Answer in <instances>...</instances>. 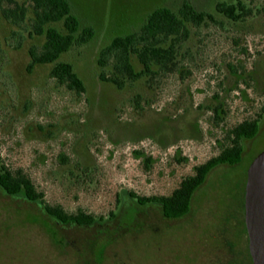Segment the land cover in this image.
Segmentation results:
<instances>
[{
    "label": "rangeland",
    "instance_id": "1",
    "mask_svg": "<svg viewBox=\"0 0 264 264\" xmlns=\"http://www.w3.org/2000/svg\"><path fill=\"white\" fill-rule=\"evenodd\" d=\"M69 1L95 30L59 59L84 81L81 95L51 77L53 64L28 71L45 36L30 35L31 12L16 25L0 10V164L22 168L47 203L104 221L55 224L37 203L0 190V264H250L243 204L249 165L264 150V0H247L254 12L240 22L215 11L236 0ZM184 1L219 24L191 27L177 71L124 89L100 79L103 47ZM259 115L241 162L212 170L187 216L164 218L129 195L171 194L219 154L228 130Z\"/></svg>",
    "mask_w": 264,
    "mask_h": 264
},
{
    "label": "trees",
    "instance_id": "2",
    "mask_svg": "<svg viewBox=\"0 0 264 264\" xmlns=\"http://www.w3.org/2000/svg\"><path fill=\"white\" fill-rule=\"evenodd\" d=\"M0 10L7 20L16 25H21L31 12L30 35L45 36L41 47L30 48L29 72L36 65L53 64L50 75L59 84L79 95L86 92V85L73 64L59 60L72 47L87 44L95 35L93 27H82L69 0H0ZM215 11L233 22L244 21L254 12L247 0L220 1L216 3ZM57 23H62L63 29L55 26ZM210 24H219L215 14L199 10L189 1H184L176 10L159 6L148 14L139 29L115 36L102 48L98 57L102 70L99 77L118 89L142 79L151 84L159 77L177 71L184 44L191 37V27ZM134 60H137L140 69L136 68ZM218 110L219 107L214 109L215 112ZM260 118L259 115L244 120L228 130L219 154L196 166L194 174L182 179L171 194L140 196L130 192L129 195L139 205L159 204L165 218L187 216L196 191L205 183L211 171L219 165L241 162L244 151L242 141L256 136ZM0 190L13 198L22 197L28 202L37 203L44 215L55 224L91 226L104 221L103 216L82 209L72 213L61 205L47 203L44 192L37 190L32 178L22 168L11 169L5 163L0 164ZM113 217L112 212L109 220ZM49 220L47 225H50Z\"/></svg>",
    "mask_w": 264,
    "mask_h": 264
},
{
    "label": "water",
    "instance_id": "3",
    "mask_svg": "<svg viewBox=\"0 0 264 264\" xmlns=\"http://www.w3.org/2000/svg\"><path fill=\"white\" fill-rule=\"evenodd\" d=\"M244 213L250 264H264V150L253 159L247 171Z\"/></svg>",
    "mask_w": 264,
    "mask_h": 264
},
{
    "label": "flooded vegetation",
    "instance_id": "4",
    "mask_svg": "<svg viewBox=\"0 0 264 264\" xmlns=\"http://www.w3.org/2000/svg\"><path fill=\"white\" fill-rule=\"evenodd\" d=\"M156 207H159L161 208V206L159 204H154ZM161 211H162V208H161ZM163 215V214H162ZM164 217V216H163ZM165 218V217H164Z\"/></svg>",
    "mask_w": 264,
    "mask_h": 264
}]
</instances>
